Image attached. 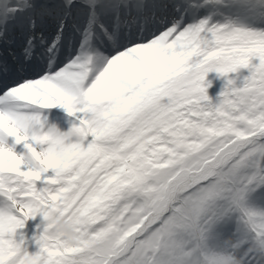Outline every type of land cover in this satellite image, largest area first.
<instances>
[{
    "label": "snow or ice",
    "instance_id": "obj_1",
    "mask_svg": "<svg viewBox=\"0 0 264 264\" xmlns=\"http://www.w3.org/2000/svg\"><path fill=\"white\" fill-rule=\"evenodd\" d=\"M0 264H264V0H0Z\"/></svg>",
    "mask_w": 264,
    "mask_h": 264
}]
</instances>
